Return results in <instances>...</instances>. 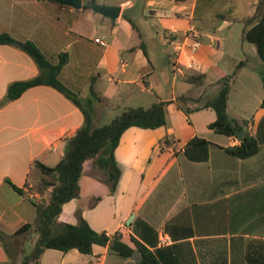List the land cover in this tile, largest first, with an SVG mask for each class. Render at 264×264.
<instances>
[{
    "label": "crops",
    "instance_id": "1",
    "mask_svg": "<svg viewBox=\"0 0 264 264\" xmlns=\"http://www.w3.org/2000/svg\"><path fill=\"white\" fill-rule=\"evenodd\" d=\"M89 1L75 9L58 0H0V35L34 43L54 63L67 53L60 80L83 99L91 86L103 98L94 108L96 125L111 122L120 109L168 102L166 126L133 127L123 134L115 151L121 176L113 193L104 173L87 161L80 197L60 215L62 223L77 225L81 212L93 230L139 251L137 260L117 255L108 244L95 245L91 255L50 249L40 264H141L144 254L158 264H264V0H94L120 7L116 20L84 8ZM191 28L200 34L193 56ZM252 28L261 57L245 38ZM242 61L227 112L261 141V151L248 159L226 152L241 145L239 137L209 128L217 120L213 109L184 110L215 96L220 79ZM39 74L29 54L0 44V231L7 235L37 220L32 200L39 197L30 189L40 173L34 164L57 166L85 123L80 107L51 86L2 104L12 83ZM190 75H204L203 85L188 83ZM180 97L188 99L184 108ZM194 137L210 142L207 162L184 156ZM38 237L32 229L24 248L31 249ZM0 264H20L1 243Z\"/></svg>",
    "mask_w": 264,
    "mask_h": 264
},
{
    "label": "trees",
    "instance_id": "2",
    "mask_svg": "<svg viewBox=\"0 0 264 264\" xmlns=\"http://www.w3.org/2000/svg\"><path fill=\"white\" fill-rule=\"evenodd\" d=\"M84 8L91 7L85 5ZM245 38L257 46L261 57V48L256 38L255 29L246 31ZM0 44L14 46L26 52L40 69V74L37 77L12 83L2 104L17 100L31 88L51 86L72 100L85 115L84 125L68 141L65 156L57 166L48 167L39 161L34 164V168L40 173L39 181L30 189L39 197L38 200H32L38 210L36 222L23 225L14 235H7L0 231V243L8 253L12 254V258L20 260V264H40L42 255L50 249L62 252L78 250L83 255H91L95 245L106 246L108 244L117 255L123 258L131 257L134 253L132 248L121 242L117 236L110 239L105 233L93 230L81 212H77L79 218L77 225L62 223L60 215L66 203L80 197V180L84 173V164L87 161H92L94 166L104 173L105 182L110 186L111 192L116 190L121 170L116 162L115 151L123 134L133 127L158 129L166 126L168 102H156L147 109L128 108L115 116L111 122L96 125L94 123V108L96 104L103 102V98L96 93L93 86L90 89V96L83 99L62 83L60 73L69 61L67 53L59 55L58 61L54 63L47 59L30 41H18L5 34L0 35ZM245 65L246 62L242 61L233 74L220 79L218 92L215 96L202 99L194 109L184 108L188 99L180 97L178 99L180 107L184 108L187 114L207 108L213 109L217 114V120L209 128L228 137H238L243 126L236 120L230 119L227 108L238 71ZM262 75L264 82V72ZM204 78V75H190L186 81L201 86L204 83ZM262 107H264V101ZM261 148L259 138L244 133L241 145L227 148L226 152L239 159H248L257 155ZM184 156L192 162H207L210 159V142L200 137H194L186 145ZM8 183L18 194L29 197L24 189L10 181ZM32 229L38 233L39 237L31 249L24 248L26 242L28 244L27 236ZM137 247L143 252L140 245ZM141 264L158 263L151 255L144 254Z\"/></svg>",
    "mask_w": 264,
    "mask_h": 264
},
{
    "label": "water",
    "instance_id": "3",
    "mask_svg": "<svg viewBox=\"0 0 264 264\" xmlns=\"http://www.w3.org/2000/svg\"><path fill=\"white\" fill-rule=\"evenodd\" d=\"M59 3L62 5L70 6L75 9H80L82 7V0H58ZM88 5L91 7V9L107 18H110L112 20H116L119 18L121 13V8L117 6H109V5H103L98 4L95 1L91 0L88 2ZM244 136V131H241L238 135V137L241 139ZM140 255L139 251H135L132 255V260H137V256Z\"/></svg>",
    "mask_w": 264,
    "mask_h": 264
},
{
    "label": "built area",
    "instance_id": "4",
    "mask_svg": "<svg viewBox=\"0 0 264 264\" xmlns=\"http://www.w3.org/2000/svg\"><path fill=\"white\" fill-rule=\"evenodd\" d=\"M188 38L190 40H192V45H191V48H190V53H191V56H193L199 49L200 47V41H199V38H200V34L198 32L197 29L195 28H191L189 33H188ZM97 43H100L102 46H107L108 44L104 41H101L99 39L96 40ZM182 45L180 43H178L176 45V50L178 53L182 52Z\"/></svg>",
    "mask_w": 264,
    "mask_h": 264
},
{
    "label": "rangeland",
    "instance_id": "5",
    "mask_svg": "<svg viewBox=\"0 0 264 264\" xmlns=\"http://www.w3.org/2000/svg\"><path fill=\"white\" fill-rule=\"evenodd\" d=\"M244 27V25H242L241 26V29ZM245 43H247L246 44V46L244 47V51H245V53L246 54H248L249 55V57H251V56H253V54H252V52H251V44H249L248 42H245ZM245 61L246 60H248L246 57H242ZM253 61V59H250V62H252ZM210 87H208V86H206V89H209ZM86 90H89V86L88 87H86ZM123 111V109H120L119 111H116L115 112V115L114 116H112L111 118H114L115 116H117L118 114H120L121 112ZM26 242V241H25ZM30 242V241H29Z\"/></svg>",
    "mask_w": 264,
    "mask_h": 264
}]
</instances>
